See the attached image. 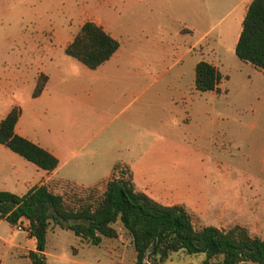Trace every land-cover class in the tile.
I'll list each match as a JSON object with an SVG mask.
<instances>
[{
  "label": "rangeland",
  "instance_id": "1",
  "mask_svg": "<svg viewBox=\"0 0 264 264\" xmlns=\"http://www.w3.org/2000/svg\"><path fill=\"white\" fill-rule=\"evenodd\" d=\"M241 10V0H0V117L30 96L32 78L23 76L26 54L36 56L41 49H53L67 84L65 80L76 79L77 68L85 64L67 54L63 45L83 21L104 22L119 41L117 59L145 72L131 107H145L160 95L162 100L157 101L166 110L172 96L178 99L182 115L185 107L191 110L190 119L181 121L174 138L156 140L142 132L141 146L122 157L136 168L135 189L161 203L182 204L196 228L240 224L264 238V69L235 54L234 29ZM193 22V32L178 31L179 26ZM208 28L207 37L215 41L222 58L220 70L228 74L218 91L194 86L199 52L186 51ZM152 121L156 119L150 116L135 122ZM97 130L88 135L89 147L114 142L107 129ZM152 142L156 145L146 149ZM5 149L10 151L0 143V154ZM82 153V149L73 153L70 164ZM123 169L132 178L130 167ZM121 172L117 165L113 177ZM72 187L66 191V202L73 207L97 202L105 188ZM21 220L15 224L5 220L1 230L12 227V234L24 235L27 222ZM117 230V236H102L93 244L51 220L45 239L49 264H131L135 258L131 238L120 225ZM202 257L176 250L162 262L149 256L147 260L148 264H198ZM12 262L26 264L6 260V264Z\"/></svg>",
  "mask_w": 264,
  "mask_h": 264
},
{
  "label": "crops",
  "instance_id": "2",
  "mask_svg": "<svg viewBox=\"0 0 264 264\" xmlns=\"http://www.w3.org/2000/svg\"><path fill=\"white\" fill-rule=\"evenodd\" d=\"M249 2L250 0H241L242 10L234 29V46ZM97 23L110 33L104 22ZM194 23L183 24L179 26L178 31L193 32L196 29ZM209 29L201 30V34L189 44L186 51L199 52L195 64L198 60L204 59L216 66L221 75L216 85L221 90V83L228 74L220 70L222 58L218 54L215 41L207 37ZM41 50L36 56L25 55L27 61L23 76L32 78L33 85L30 96L21 103L18 101L20 112L14 130L51 151L58 158V163L52 169H44L19 153L5 149L4 153L0 154V189L23 194L31 186L45 183L53 192L62 194L66 201V191L73 188L72 186L105 187L107 180L113 177L117 165L122 172L123 166H129L134 181L136 168L132 161H125L122 157L141 146L138 141L142 137V132L152 135L156 140L172 139L175 133L179 132L181 121L190 119L191 110L185 107V113L182 115L181 105L177 102L178 99L174 101L173 96L172 100L169 99L167 102V110L163 105L159 106L162 102L157 101L162 100L160 95L156 96V100L146 102L145 107L139 106L134 110L131 107L132 95L142 83L140 77L144 76L145 72L134 70L127 66V62L117 59L118 48L96 67L83 65L77 68V78L65 80L67 84L62 81L63 71L59 69L53 49ZM41 72L47 77L41 91L37 95H32ZM180 74L179 72L178 75ZM157 78L158 75L154 80ZM150 84L151 81L147 82L145 87ZM146 107V111L142 110ZM150 116L156 121L147 125L135 122L137 119L148 120ZM97 127V133L107 129V135L111 136L114 142L109 140L99 142L97 145L99 148L89 147L87 142ZM154 145L156 144L152 142L145 148L152 149ZM85 148L87 149L84 150ZM81 149L83 153L80 159L70 164L73 153ZM5 220L0 217V264H6L8 259L23 260L26 264H31L30 258L24 253L27 252L26 249L35 248V238L26 231L24 235L17 237L15 233L12 234L15 230L12 227L3 232L1 226ZM21 222L26 224L27 219L22 218ZM44 252L49 264L46 246Z\"/></svg>",
  "mask_w": 264,
  "mask_h": 264
},
{
  "label": "trees",
  "instance_id": "3",
  "mask_svg": "<svg viewBox=\"0 0 264 264\" xmlns=\"http://www.w3.org/2000/svg\"><path fill=\"white\" fill-rule=\"evenodd\" d=\"M119 41L94 20H85L64 46V51L88 67H96L118 48ZM235 54L264 69V0H250L234 46ZM220 72L211 62L195 64V87L219 90ZM39 73L32 95H37L46 79ZM20 112L14 104L0 118V142L44 169H52L58 158L51 151L14 130ZM0 217L15 224L27 219L28 235L36 246L27 253L31 264H47L44 252L46 232L51 220L88 238L93 244L102 236L118 235L117 225L129 234L135 258L131 264H148L167 259L171 251L202 254L198 264H264V238L234 224L228 228L193 225L191 216L180 203L165 204L143 190L135 189L127 171L107 180L102 196L95 203L69 205L62 194L45 183L31 186L23 194L0 189Z\"/></svg>",
  "mask_w": 264,
  "mask_h": 264
},
{
  "label": "built area",
  "instance_id": "4",
  "mask_svg": "<svg viewBox=\"0 0 264 264\" xmlns=\"http://www.w3.org/2000/svg\"><path fill=\"white\" fill-rule=\"evenodd\" d=\"M18 227L20 228V225H18Z\"/></svg>",
  "mask_w": 264,
  "mask_h": 264
}]
</instances>
